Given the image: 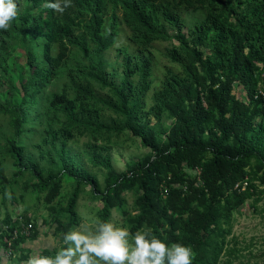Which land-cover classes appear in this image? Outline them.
I'll list each match as a JSON object with an SVG mask.
<instances>
[{
    "label": "trees",
    "instance_id": "trees-1",
    "mask_svg": "<svg viewBox=\"0 0 264 264\" xmlns=\"http://www.w3.org/2000/svg\"><path fill=\"white\" fill-rule=\"evenodd\" d=\"M16 3V18L0 30L3 201L7 190L15 197L24 177V189L44 194L42 223L63 240L77 220L81 186L90 185L103 199L100 221L117 208L133 234L144 229L169 246H190L192 264H232L236 249L226 246L234 212L264 193V0H71L63 13L48 6L55 0ZM121 25L137 52L117 48L123 70L116 82L105 53ZM156 41L172 43L165 54L183 71L168 69L146 107L149 47ZM15 46L25 51L24 61ZM125 130L151 151L119 172L98 140ZM29 135L38 138L32 142L37 158ZM82 136L84 148L74 150ZM85 155L106 170L104 188L87 171ZM64 179L74 182L65 206L57 201ZM124 189L137 193L135 214L124 209ZM14 215L0 216L8 225L0 226V248L19 226ZM22 216L33 226L29 236L14 240L16 250L40 234L37 217ZM28 253L10 260L20 264ZM41 254L55 256L48 248Z\"/></svg>",
    "mask_w": 264,
    "mask_h": 264
},
{
    "label": "rangeland",
    "instance_id": "rangeland-1",
    "mask_svg": "<svg viewBox=\"0 0 264 264\" xmlns=\"http://www.w3.org/2000/svg\"><path fill=\"white\" fill-rule=\"evenodd\" d=\"M190 20L189 16H186L187 24ZM187 28V26H186ZM186 28H184L186 32ZM129 30L126 27L120 26V35L118 40L115 43V46H112L106 53V71L107 73H117L115 78L116 82L120 81V74L122 73V55H119L117 48L120 46H128L130 51L137 52V49L134 45L129 42ZM170 41H156L149 47V53L152 56V88L149 91V94L146 97V107L151 106L152 104V93L156 88L159 87L161 80L166 74L168 69H172L176 72H182V68L171 62L170 59L166 56L165 52L168 47L171 46ZM18 54L21 56L20 61H24L25 51L20 46H15ZM9 75L13 74L10 69H7ZM64 79L59 80L56 83H53L50 86V89L56 90L57 88L63 85ZM26 86V83H23V87ZM96 90L100 93H106L105 90H101L96 86ZM237 94L241 95L239 92V87L236 89ZM105 117L109 120V112H104ZM113 117V116H112ZM153 121V120H152ZM112 123V121H111ZM172 123L171 120H165V125L169 126ZM5 119L3 116H0V126H5ZM30 134V133H29ZM33 136V135H32ZM38 138L35 136L32 138L29 135L28 146L29 150L35 154L37 158V150L32 147V142L36 141ZM33 140V141H32ZM87 140L86 136H82L77 139V143L74 144V150H82L84 148V141ZM98 143L107 146V152L110 153L111 161L114 168L119 171H125L133 163L144 158L145 155L150 153V149L144 147L141 144L140 138L132 135L128 130L123 131L122 133L116 134L111 133L109 136L100 138ZM75 152V151H74ZM83 155L82 152L77 151ZM84 165L87 171L95 173L99 179L100 186L104 188L105 182L104 177L106 170L104 168H96L91 166L87 161L86 155L84 157ZM12 167L8 164L4 168V172L7 176L10 177V172ZM24 177L19 181V185L14 187L13 197L12 193L6 191V202L3 201L2 195H0V216H4L5 212L8 211L12 215L18 213H28L29 215L35 216L38 219V223L41 222L38 237L33 241H26L22 244L21 249H17V254H24L26 250L29 251L28 258L34 254V252L48 248L55 255L57 251L61 248L67 246V244L61 239V234L54 232L53 227H49L42 223L43 217L47 215L46 205L42 198L43 193L35 194L32 193L31 189L23 188ZM22 182V183H21ZM74 187L73 181L63 180V187L60 192L57 201L65 206L67 203L68 195ZM82 191L79 194L77 200V220L73 224V230L79 226L82 222H87L89 227H93V222L96 220L100 221L99 212L103 207V199L100 194L93 193L90 185H82ZM21 193L22 195L21 197ZM123 198L125 199L124 209L128 213L135 214L136 210V198L137 193L132 189H124L122 191ZM65 216L64 220L66 221ZM110 222L114 223L116 226L126 227L130 234H133L130 230L129 224L125 219V214L117 208L111 210V215L109 217ZM232 231L227 236V246L226 249H236L234 253L231 254L233 260L232 264H264V193L254 195L249 198L243 205H241L235 212L231 220ZM26 250H25V249ZM50 256V255H49ZM225 258V256H223ZM27 258V259H28ZM24 259L20 264H25ZM16 261H12L4 253L0 252V264H15Z\"/></svg>",
    "mask_w": 264,
    "mask_h": 264
},
{
    "label": "clouds",
    "instance_id": "clouds-1",
    "mask_svg": "<svg viewBox=\"0 0 264 264\" xmlns=\"http://www.w3.org/2000/svg\"><path fill=\"white\" fill-rule=\"evenodd\" d=\"M63 5V6H62ZM53 10L63 13L71 0L49 3ZM16 0H0V30H7L17 16ZM82 222L67 232V244L55 256L34 252L25 264H192V248L182 243L170 246L144 229L130 234L126 227L110 221Z\"/></svg>",
    "mask_w": 264,
    "mask_h": 264
},
{
    "label": "built area",
    "instance_id": "built-area-1",
    "mask_svg": "<svg viewBox=\"0 0 264 264\" xmlns=\"http://www.w3.org/2000/svg\"><path fill=\"white\" fill-rule=\"evenodd\" d=\"M246 184V182H245ZM23 213H16L13 216V221L14 220H18L19 221V226H16L13 231L10 234V237H5V241L7 242V246L5 247H1L0 248V252L4 253L6 256L9 257H15V255L17 254V250L13 247L14 244V240L18 237L19 234H24L26 236L30 235L31 229H32V222L29 223H25L23 220ZM0 226H4L5 229L8 228V225H4V223H0ZM40 228V225L38 226Z\"/></svg>",
    "mask_w": 264,
    "mask_h": 264
}]
</instances>
